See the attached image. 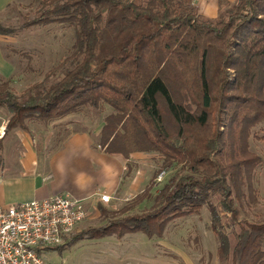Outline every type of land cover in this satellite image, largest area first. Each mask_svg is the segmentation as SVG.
Masks as SVG:
<instances>
[{
	"label": "trees",
	"instance_id": "16d2710c",
	"mask_svg": "<svg viewBox=\"0 0 264 264\" xmlns=\"http://www.w3.org/2000/svg\"><path fill=\"white\" fill-rule=\"evenodd\" d=\"M194 4L41 0L21 27L71 26L73 51L49 71L47 80L56 79L50 84L35 83L19 94L10 80H0V107L10 114L6 133H32L39 122L109 106L102 149L125 158L154 153L163 160L162 171L175 165L182 171L158 191L150 211L113 218L83 235L162 236L173 220L208 207L219 264H263L264 222L240 216L257 203L253 180L263 163L251 138L264 121V0H238L215 19L196 14ZM11 33L0 25V34ZM161 170L134 204L151 197ZM100 210L110 215L104 206ZM81 237L75 233L55 249Z\"/></svg>",
	"mask_w": 264,
	"mask_h": 264
},
{
	"label": "rangeland",
	"instance_id": "374dc122",
	"mask_svg": "<svg viewBox=\"0 0 264 264\" xmlns=\"http://www.w3.org/2000/svg\"><path fill=\"white\" fill-rule=\"evenodd\" d=\"M40 1L20 0L0 11V25L12 30L11 34H0V51L5 56L6 65V68L2 69L3 72L0 71V80H10L12 87L19 94L35 83L54 82L56 80L54 76L49 80L46 78L49 71L65 61L73 51L75 31L71 26L52 24L32 28L21 27L26 18L34 17ZM237 1H224L219 17L227 16V11ZM112 112V108L106 105L101 109L86 107L48 125L39 122L32 127V134L40 142V146L45 147L44 142L50 139L49 147L55 148L71 133H90L96 146L100 147V130L105 117ZM9 117L8 111L0 107V130L8 122ZM251 149L263 159L262 165L255 171L253 180V185L257 189V203L242 210L240 218L260 223L264 222V121L254 129ZM140 161L130 162V172L127 171L125 175L126 178L131 176L132 172H138L139 194L161 170L163 164L162 158L154 153L147 154ZM181 171V166L177 165L170 170H161L164 175L159 181L161 173L158 174L151 197L137 204H134L137 197L130 198L132 200L121 207L112 208L104 204L103 206L110 211V215L107 216L102 215L99 207L93 210L76 232L82 237L63 251L50 250L48 257L55 264H100L102 253L103 264H113L106 260L108 258L123 259L124 264H219V242L211 228L212 216L208 207H204L199 214L173 220L167 225L162 236L150 238L143 232H135L128 233L129 235L120 239L114 234L111 235L113 237L105 236L98 240L88 234L83 235L87 230L105 226L113 218L150 211L158 191L172 176ZM127 205H132L130 210L120 212ZM227 219L225 215L224 222H227ZM227 233L233 238L232 230H228ZM100 241H103V249Z\"/></svg>",
	"mask_w": 264,
	"mask_h": 264
},
{
	"label": "crops",
	"instance_id": "0c3cea01",
	"mask_svg": "<svg viewBox=\"0 0 264 264\" xmlns=\"http://www.w3.org/2000/svg\"><path fill=\"white\" fill-rule=\"evenodd\" d=\"M18 1L0 0V11ZM224 1L233 2L195 0V12L205 18L215 19L219 17ZM5 68V56L0 51V71L3 72ZM6 126L7 123L0 130V207L69 194L89 199L93 212L104 205L99 194L112 196L111 203L105 204L112 208L125 206L126 202L140 195L137 192L138 172H132L126 178L125 175L127 171L130 172V162H141L147 154L138 152L125 158L122 154L107 153L96 146L90 133H71L55 148L49 147V139L44 142V147L40 146L32 133L20 128L6 133ZM100 242L103 249V241ZM101 257L100 264H103V253ZM106 260L113 264L125 263L120 258Z\"/></svg>",
	"mask_w": 264,
	"mask_h": 264
},
{
	"label": "built area",
	"instance_id": "2783aa9c",
	"mask_svg": "<svg viewBox=\"0 0 264 264\" xmlns=\"http://www.w3.org/2000/svg\"><path fill=\"white\" fill-rule=\"evenodd\" d=\"M99 195L111 203L110 194ZM88 200L58 194L0 207V264H55L49 251L67 243L89 218Z\"/></svg>",
	"mask_w": 264,
	"mask_h": 264
}]
</instances>
